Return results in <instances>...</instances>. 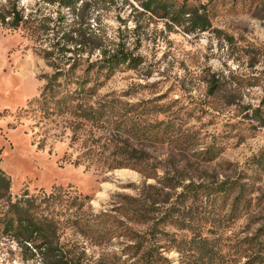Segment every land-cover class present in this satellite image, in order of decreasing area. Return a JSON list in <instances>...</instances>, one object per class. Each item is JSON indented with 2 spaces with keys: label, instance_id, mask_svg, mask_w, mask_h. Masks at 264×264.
<instances>
[{
  "label": "rangeland",
  "instance_id": "1",
  "mask_svg": "<svg viewBox=\"0 0 264 264\" xmlns=\"http://www.w3.org/2000/svg\"><path fill=\"white\" fill-rule=\"evenodd\" d=\"M131 2L0 0L28 19L0 23L13 196L62 222L113 220L96 244L86 225L65 229L89 264H264V0H211L212 28L197 32L157 16L138 27ZM118 43L138 67L86 71ZM50 82L61 92L50 104L70 95L78 113H47ZM0 264L44 263L0 235Z\"/></svg>",
  "mask_w": 264,
  "mask_h": 264
},
{
  "label": "trees",
  "instance_id": "2",
  "mask_svg": "<svg viewBox=\"0 0 264 264\" xmlns=\"http://www.w3.org/2000/svg\"><path fill=\"white\" fill-rule=\"evenodd\" d=\"M51 1L59 2L60 5L68 7L74 5L76 2V0ZM108 1L114 2L115 0ZM122 1L123 3H130V0ZM135 1L139 5L136 6L134 3H131L133 10L138 15V27L142 26L141 22L145 20V17L152 19L157 16L169 18L170 21H173L177 25L187 24L185 27H187L186 29L189 32L207 31L212 28L211 0H183L181 3L176 0ZM27 20L22 9L18 8L17 3H12L10 7H0V23L3 25L18 28L20 25L25 24ZM79 43L81 44L82 42ZM83 51H85V48H83ZM43 55L46 59L61 57L54 50H43ZM63 57L65 58L66 56ZM74 58L73 56L68 57L69 63ZM79 58L78 64H80ZM85 61L88 62V59ZM140 63L139 57L134 56L133 52L127 50L124 44L118 43L116 48L103 51L101 59L88 63L89 67L86 68V71H90L95 66H98L100 69H108L109 71H113L115 67L121 65L135 69ZM71 70L72 68L66 70L65 73L71 75ZM52 81L57 80L53 78ZM59 93L61 92H57L55 84L53 85L50 82L45 85L41 98L42 100L47 98V113L62 114L68 111L78 113L79 110L74 109L75 106L71 105L74 104L73 101L70 102V106L63 104L71 98L70 95L63 94L62 96H58V100L56 99L52 105L50 104ZM39 99L35 98L30 103L36 102ZM75 164H81V161ZM11 187V177L0 168V235L16 241L22 248L23 258L26 260L40 258L44 264H89L85 258L82 260L76 258L73 246L76 247L77 244H73L70 240H62L66 232L65 229L68 226L80 227L81 225H86L92 232L91 237L94 239L92 242L94 244L98 243L97 239L102 235H105V237L111 236L116 229L113 220L101 218V215H105L104 212L92 214L84 218H68L65 222H62L55 218L53 214H49V212L45 213L40 209L36 196L33 198L25 193L23 197H14ZM55 187L50 195H54L55 191L58 190L59 186ZM50 195L49 197H51L50 200L52 201L54 196ZM85 197L88 198L89 196L85 195ZM69 245L70 247H68Z\"/></svg>",
  "mask_w": 264,
  "mask_h": 264
}]
</instances>
